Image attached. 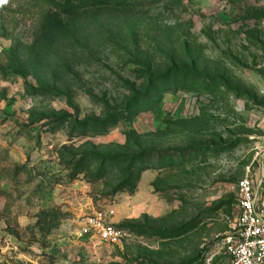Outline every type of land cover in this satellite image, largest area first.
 Segmentation results:
<instances>
[{
    "label": "rangeland",
    "instance_id": "1",
    "mask_svg": "<svg viewBox=\"0 0 264 264\" xmlns=\"http://www.w3.org/2000/svg\"><path fill=\"white\" fill-rule=\"evenodd\" d=\"M87 119L102 124L79 130ZM146 149L165 157L144 159L135 194L110 195L127 163L100 176L99 157ZM248 174L261 187L264 0L73 14L2 0L0 264H233L225 239ZM98 212L130 236L82 234Z\"/></svg>",
    "mask_w": 264,
    "mask_h": 264
},
{
    "label": "built area",
    "instance_id": "2",
    "mask_svg": "<svg viewBox=\"0 0 264 264\" xmlns=\"http://www.w3.org/2000/svg\"><path fill=\"white\" fill-rule=\"evenodd\" d=\"M261 187L249 174L237 184L239 215L235 232L225 239L233 264H264V194ZM82 234L106 243H118L130 236L127 229L108 223L104 212L88 218ZM10 242L8 234L0 229V251Z\"/></svg>",
    "mask_w": 264,
    "mask_h": 264
},
{
    "label": "trees",
    "instance_id": "3",
    "mask_svg": "<svg viewBox=\"0 0 264 264\" xmlns=\"http://www.w3.org/2000/svg\"><path fill=\"white\" fill-rule=\"evenodd\" d=\"M156 0H54V4L57 5L63 12L66 13H78L80 11L85 10H92V9H98L103 7H121V6H139L144 3H153ZM0 3H2V0H0ZM62 122L65 120H61ZM63 122V123H64ZM102 123H99L98 121L94 120H85L78 126L79 130L88 129L89 127L99 129L100 125ZM185 150H178V151H172L167 154V156L179 154L181 157H185ZM165 157L161 152L155 151L153 149H146L142 152L134 153L131 156H123V155H103L99 158H101V164L98 169V173L100 176H104L107 174L109 168L111 166H118L121 163H127L126 168H124V174L128 176V180L126 179L124 182L117 184L114 186L110 192V195H116L119 192H123L127 189L130 190V193L135 194L136 189L138 186V183L141 178V173L149 168H141V164L144 162V159L152 160L154 158L156 159H162ZM96 158V156H95ZM90 157H82L78 160L76 169V172H81L85 168V163H88L90 160ZM121 228H125L123 225H117Z\"/></svg>",
    "mask_w": 264,
    "mask_h": 264
},
{
    "label": "crops",
    "instance_id": "4",
    "mask_svg": "<svg viewBox=\"0 0 264 264\" xmlns=\"http://www.w3.org/2000/svg\"><path fill=\"white\" fill-rule=\"evenodd\" d=\"M261 191H262L263 194H264V185H262V187H261Z\"/></svg>",
    "mask_w": 264,
    "mask_h": 264
}]
</instances>
